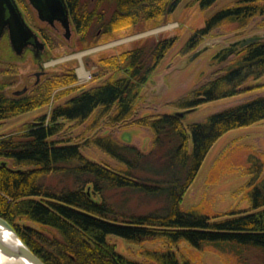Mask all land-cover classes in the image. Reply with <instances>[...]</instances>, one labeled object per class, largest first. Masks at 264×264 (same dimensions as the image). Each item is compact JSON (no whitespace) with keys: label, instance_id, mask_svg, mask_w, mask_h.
<instances>
[{"label":"trees","instance_id":"1","mask_svg":"<svg viewBox=\"0 0 264 264\" xmlns=\"http://www.w3.org/2000/svg\"><path fill=\"white\" fill-rule=\"evenodd\" d=\"M180 1L66 0L81 49L137 26L163 24ZM215 1L194 0L201 8ZM257 16L264 23V0H236L209 16L181 52L194 49L215 28L241 30ZM177 38H142L88 58L95 66L91 80L99 81L88 88L78 83L74 66L67 65L27 95L11 98L0 93L1 121L76 92L48 114L0 134V216L45 264H191L177 254L181 242L197 250L208 248L226 264H264L262 154L249 150L242 162L249 178L240 190L253 210L208 214L180 206L213 143L230 129L264 119V94L187 126L174 113L135 117L142 85ZM15 70L11 66L7 73ZM263 75L260 39L239 46L225 66L176 105L198 107L237 95L245 91L247 81ZM7 79L3 77L0 88ZM86 120V130L96 129L103 120L109 126L147 127L153 139L141 150L111 133L93 134L82 143L61 136L64 121L78 125ZM83 145L95 146L113 158L116 167L90 159L82 153ZM51 177L55 184L48 181ZM110 236L159 245L142 248V260H137L120 253Z\"/></svg>","mask_w":264,"mask_h":264},{"label":"rangeland","instance_id":"2","mask_svg":"<svg viewBox=\"0 0 264 264\" xmlns=\"http://www.w3.org/2000/svg\"><path fill=\"white\" fill-rule=\"evenodd\" d=\"M234 1L236 0H216L209 7L201 8L194 0H181L171 13L169 20L163 24L137 26L131 31L117 34L111 40L82 49L78 48V34L74 26L70 38H65L64 30L59 25H57V30H51L45 23L39 21L34 11L30 9L28 17L31 24L42 28L49 38V51L41 64L45 75L40 76V81L51 74L61 72L67 65H73L78 83L85 84L86 88L94 86L99 81L91 80V73L95 66L89 62L90 60L88 61V58H94L100 52L118 50L138 39L177 34L178 38L175 43L159 61L147 82L142 85L135 104V117L173 113L181 109L176 105V102L188 95L196 86L213 77L215 72L229 62L233 57V52L243 45L246 38H255L253 41L264 40V23H262V18L257 16L241 30H230L225 26L215 28L194 49L185 54L181 52L191 34L202 27L209 16ZM100 33L101 30L97 28V34ZM234 42L236 44L233 45ZM3 53H7L6 58L11 57L10 51L3 50ZM78 53L81 55L78 56ZM11 60L13 62L11 66L16 69L15 73L9 75L8 71L0 72V83L4 76L10 82L5 90L7 95H11L12 91L21 89L23 86L32 88L35 80L34 73L40 70L30 52L24 57ZM81 65L90 73V78L79 75ZM2 66L4 63H0L1 69ZM243 86L246 88L245 91L237 95L200 104L183 118L184 125L203 121L214 112L239 104L257 95H263L264 75L258 79L247 81ZM74 94L76 92L59 100H51L42 107L1 120L0 134H8L18 129L22 124L34 121L38 116L48 114L56 104L64 102ZM88 123L89 120L78 125L75 122L64 121L61 136H69L73 141L82 143L86 137L93 134L111 133L119 141L135 145L141 150H147L153 139V133L147 127L121 124L109 126L103 120L96 129L86 130ZM249 150L264 156V119L247 126L230 129L213 143L193 182L182 197L181 208L195 207L208 214L223 213L235 209L253 210L250 202L240 190L249 178L242 165L245 154ZM81 151L90 159L104 162L111 167L117 165L113 158L93 145H83ZM48 181L55 184L56 178L51 177ZM133 203L135 204V202ZM109 240L115 244L120 253L137 260H142L139 254L142 248L159 245V242L132 244L117 236H110ZM176 251L180 258L187 259L191 264H226L218 253L208 248L197 250L186 242H181L176 247Z\"/></svg>","mask_w":264,"mask_h":264},{"label":"water","instance_id":"3","mask_svg":"<svg viewBox=\"0 0 264 264\" xmlns=\"http://www.w3.org/2000/svg\"><path fill=\"white\" fill-rule=\"evenodd\" d=\"M30 4L37 10L40 20L52 22L54 19L60 21L61 25L65 29V36L68 37L70 33V21L68 18V10L64 0H29ZM8 11L9 16H6ZM5 29H8L9 39L17 54L28 44H37V46L43 47V42L39 41L37 35L33 30L25 23L17 7L11 0H0V38L3 35ZM255 38H246L243 41V45L253 41ZM236 42L233 43V45ZM40 72H36L38 76ZM197 107H190L180 109L173 112L180 118H184L188 113L196 109ZM89 191V187L87 188ZM0 228L12 231L17 240V245H9L0 237V251L8 257L22 258L31 264H45L31 249L19 238L14 231L13 227L0 216Z\"/></svg>","mask_w":264,"mask_h":264},{"label":"flooded vegetation","instance_id":"4","mask_svg":"<svg viewBox=\"0 0 264 264\" xmlns=\"http://www.w3.org/2000/svg\"><path fill=\"white\" fill-rule=\"evenodd\" d=\"M14 5L17 7V10L20 12L21 16L23 17L25 23L33 30V32L37 35V38L39 41L43 42V47L41 48L40 46H37V44H28L22 51L20 54H17L10 39H9V31L8 29H5L3 35L0 38V63H4V66H2V69L0 68V72L4 71L6 73V71H9L11 68V63L13 58H20V57H24L28 52L31 53L32 58L37 62L38 66L40 67L39 71L40 72L39 75H36V72L34 73L35 76V80L34 83L32 85V88L29 89L28 86H23L21 89H17L12 91L11 95H7L6 94V87H8L10 85V82H8L7 85H5V87L0 88V93H3L5 96L8 97H19V96H23V95H27V93L31 92V90L40 82V76L41 75H45V72L43 71V69L41 68V64L46 56V54L48 53L49 49H48V43H49V38H48V34L40 27H35L33 24H31L29 17H28V12L29 10H33L37 19L43 23L46 24V26H48V28H50L51 30H57L58 27L57 25H59L64 31H63V36L65 38H70V34L72 31V28L74 26L71 15H70V11H69V7L67 5L66 0L65 4L68 10V18L70 21L69 27H70V33L69 36L66 37L65 36V29L63 28V26L61 25L60 21L57 19H54L52 22H48V21H43L40 20L38 17V13L37 10L30 4L29 0H11ZM30 10V12H31ZM6 16H9L8 11H6ZM75 28V27H74ZM3 50H7V52L10 51V55L11 57L6 58L7 53H3ZM4 54V55H3ZM10 59V60H9Z\"/></svg>","mask_w":264,"mask_h":264},{"label":"bare ground","instance_id":"5","mask_svg":"<svg viewBox=\"0 0 264 264\" xmlns=\"http://www.w3.org/2000/svg\"><path fill=\"white\" fill-rule=\"evenodd\" d=\"M78 56L81 55V53L77 54ZM88 71H86L83 67V65L80 66L79 68V75L81 77H86L88 75ZM0 237L4 242H6L9 245H17L18 240L15 236V234L12 231L0 228ZM0 264H31L28 261L22 259V258H13V257H8L5 256L1 251H0Z\"/></svg>","mask_w":264,"mask_h":264},{"label":"built area","instance_id":"6","mask_svg":"<svg viewBox=\"0 0 264 264\" xmlns=\"http://www.w3.org/2000/svg\"><path fill=\"white\" fill-rule=\"evenodd\" d=\"M87 78H90V73L87 75Z\"/></svg>","mask_w":264,"mask_h":264}]
</instances>
